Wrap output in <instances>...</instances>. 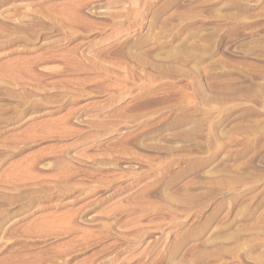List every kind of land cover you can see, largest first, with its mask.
Returning a JSON list of instances; mask_svg holds the SVG:
<instances>
[{"label":"rangeland","instance_id":"374dc122","mask_svg":"<svg viewBox=\"0 0 264 264\" xmlns=\"http://www.w3.org/2000/svg\"><path fill=\"white\" fill-rule=\"evenodd\" d=\"M0 264H264V0H0Z\"/></svg>","mask_w":264,"mask_h":264},{"label":"bare ground","instance_id":"6f19581e","mask_svg":"<svg viewBox=\"0 0 264 264\" xmlns=\"http://www.w3.org/2000/svg\"><path fill=\"white\" fill-rule=\"evenodd\" d=\"M2 81V80H1Z\"/></svg>","mask_w":264,"mask_h":264}]
</instances>
